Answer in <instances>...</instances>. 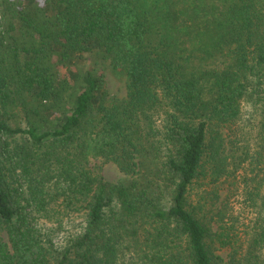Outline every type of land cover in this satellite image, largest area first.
I'll return each mask as SVG.
<instances>
[{
  "label": "trees",
  "instance_id": "trees-1",
  "mask_svg": "<svg viewBox=\"0 0 264 264\" xmlns=\"http://www.w3.org/2000/svg\"><path fill=\"white\" fill-rule=\"evenodd\" d=\"M0 264H264V0H0Z\"/></svg>",
  "mask_w": 264,
  "mask_h": 264
},
{
  "label": "rangeland",
  "instance_id": "rangeland-1",
  "mask_svg": "<svg viewBox=\"0 0 264 264\" xmlns=\"http://www.w3.org/2000/svg\"><path fill=\"white\" fill-rule=\"evenodd\" d=\"M104 79L106 81V85L111 94L116 96H122L124 94V84L123 82L110 70L106 69ZM94 168L108 181L115 182L119 178V172L117 171L115 165L112 162H104L102 163L99 160L93 159L91 160ZM238 198H231V202H234V205H238ZM83 216L80 214H71L63 216L62 218V228L55 233L54 236L55 241H61V237L68 233L78 230L82 224ZM47 226H49V223ZM52 227H55L53 224H50ZM223 255H225V251H223Z\"/></svg>",
  "mask_w": 264,
  "mask_h": 264
}]
</instances>
